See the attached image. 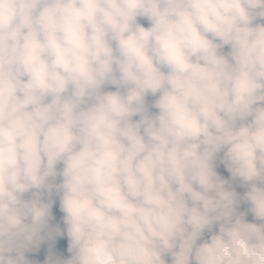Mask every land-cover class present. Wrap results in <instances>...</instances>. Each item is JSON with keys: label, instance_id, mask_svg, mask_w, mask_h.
Segmentation results:
<instances>
[{"label": "clouds", "instance_id": "obj_1", "mask_svg": "<svg viewBox=\"0 0 264 264\" xmlns=\"http://www.w3.org/2000/svg\"><path fill=\"white\" fill-rule=\"evenodd\" d=\"M44 243L264 264V0H0V264Z\"/></svg>", "mask_w": 264, "mask_h": 264}, {"label": "trees", "instance_id": "obj_2", "mask_svg": "<svg viewBox=\"0 0 264 264\" xmlns=\"http://www.w3.org/2000/svg\"><path fill=\"white\" fill-rule=\"evenodd\" d=\"M145 25V23H144ZM55 206L53 207V215L55 212ZM61 218V217H60ZM60 223V219L58 221ZM61 227L62 224H61ZM47 249H48V244L44 243L40 246L39 251L28 253L27 256L29 259L33 261H37L38 264H43V261L47 255ZM53 252L58 253L62 255L64 258L68 257V252H67V238L66 237H58L54 246H53Z\"/></svg>", "mask_w": 264, "mask_h": 264}, {"label": "rangeland", "instance_id": "obj_3", "mask_svg": "<svg viewBox=\"0 0 264 264\" xmlns=\"http://www.w3.org/2000/svg\"><path fill=\"white\" fill-rule=\"evenodd\" d=\"M141 23H145V26H147L146 22L144 21H141ZM217 171L225 178H228V173L224 170L223 166H220ZM237 191H242V189H239L237 188ZM55 206V212H54V219H53V223H58L60 217H61V213L58 211V204H54ZM246 209V206H242L241 210H245ZM247 219L251 222L252 221V217H251V214L248 215Z\"/></svg>", "mask_w": 264, "mask_h": 264}]
</instances>
